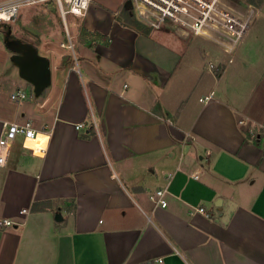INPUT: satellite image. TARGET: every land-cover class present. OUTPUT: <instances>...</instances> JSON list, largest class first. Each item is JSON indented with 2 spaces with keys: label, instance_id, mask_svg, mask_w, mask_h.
Listing matches in <instances>:
<instances>
[{
  "label": "crops",
  "instance_id": "obj_1",
  "mask_svg": "<svg viewBox=\"0 0 264 264\" xmlns=\"http://www.w3.org/2000/svg\"><path fill=\"white\" fill-rule=\"evenodd\" d=\"M127 10L91 0L66 29L53 1L23 8L9 27L50 61L39 93L0 26V134L5 121L40 132L28 145L18 134L0 166V220L17 222L0 226V264H264V129L256 141L239 123L264 122L258 17L237 44L253 57L238 87L213 58L228 53L222 42L136 26Z\"/></svg>",
  "mask_w": 264,
  "mask_h": 264
},
{
  "label": "built area",
  "instance_id": "obj_2",
  "mask_svg": "<svg viewBox=\"0 0 264 264\" xmlns=\"http://www.w3.org/2000/svg\"><path fill=\"white\" fill-rule=\"evenodd\" d=\"M48 1L56 3L66 29L69 28L70 16L83 17L91 3V0H0V22L14 20L24 6ZM128 1L131 2V12L154 28L170 24L182 34L191 33L217 39L226 45L229 51L245 39L259 13V7L254 4H249L244 11H241L227 6L221 0H125V3ZM69 39L68 44H63L75 51L70 33ZM15 95L20 98L27 96L26 92L21 89ZM239 123L247 126L248 132L253 137L258 133V128L264 129V122L258 124L247 117H242ZM84 125V122L77 123V127H84ZM18 134H23V144L28 145L27 140L37 139L40 132H37L30 122L5 121L0 134V166L8 163L12 142ZM33 150L36 152L35 149ZM195 175L198 176V174ZM166 193V188H158L152 196L156 197L162 206H166L168 203ZM197 210L206 216H211L204 206H199ZM27 211L28 208H22L20 212L26 213ZM16 223L10 218L0 220L1 227L13 226ZM157 260L162 261L163 259L158 258Z\"/></svg>",
  "mask_w": 264,
  "mask_h": 264
},
{
  "label": "rangeland",
  "instance_id": "obj_3",
  "mask_svg": "<svg viewBox=\"0 0 264 264\" xmlns=\"http://www.w3.org/2000/svg\"><path fill=\"white\" fill-rule=\"evenodd\" d=\"M242 3H243L242 7H244V8H242L241 11H244L245 8H247L249 4H254V5H257L259 7L258 20L256 21L255 26L259 32L260 31L262 32V30L264 29V0H261V1L260 0H254V1L243 0ZM37 5H39V4H35L34 6H37ZM25 7H29V6H24L23 8H25ZM20 13L14 20H16L18 17H20V15H21ZM29 16L32 19L31 22H33L34 25L38 24V26H39V23L43 22V17H45V15H42V13L38 9L36 11H34L33 13H31ZM12 21H3L0 23V26L2 25V26H6V27L8 26L9 27L10 24L11 25L13 24ZM25 30H27V29L25 28ZM8 31H9L8 33L10 35V37H9L10 39H19L15 35L11 34L10 27H9ZM239 45H237L238 47H235L233 49L234 51L232 50L231 52H235L238 49H240ZM221 48L224 50V47L222 45H221ZM239 52L240 53H238V55H232L230 53V51H228V53H226L224 55V53L222 52L224 56L217 55V56L213 57L215 60L220 61V63L222 64V66L224 68L225 73L222 77L223 82L226 83V82H228V80H232V81L234 80L235 82L237 81L239 83L238 87H240L241 85L243 86L248 80H250L252 78V75H253L252 69L250 67V63H251V60L253 59V57L252 56L248 57L247 53L245 54L246 56L244 54H241L242 53L241 49ZM252 53L256 54L254 57L257 56V58L259 59V62H262V63L264 62L263 58L258 56V54H259L258 51H257V53L252 51ZM257 58L254 60H257ZM225 83H223V84H225Z\"/></svg>",
  "mask_w": 264,
  "mask_h": 264
},
{
  "label": "water",
  "instance_id": "obj_4",
  "mask_svg": "<svg viewBox=\"0 0 264 264\" xmlns=\"http://www.w3.org/2000/svg\"><path fill=\"white\" fill-rule=\"evenodd\" d=\"M125 8L131 9V2L125 3ZM7 46L14 51L13 60L19 67L20 75L32 82L36 92H40L51 81L50 61L40 55L37 48L19 39L6 38ZM60 218V216H57Z\"/></svg>",
  "mask_w": 264,
  "mask_h": 264
},
{
  "label": "trees",
  "instance_id": "obj_5",
  "mask_svg": "<svg viewBox=\"0 0 264 264\" xmlns=\"http://www.w3.org/2000/svg\"><path fill=\"white\" fill-rule=\"evenodd\" d=\"M250 1H254V0H250ZM126 18L128 19V21H130L132 24H134L136 26H140L141 25V23L138 20H136L135 15H133V13L131 12V10H127ZM258 136H259V134H256V136H255L256 141H259Z\"/></svg>",
  "mask_w": 264,
  "mask_h": 264
}]
</instances>
